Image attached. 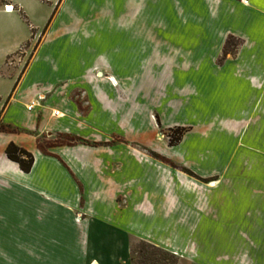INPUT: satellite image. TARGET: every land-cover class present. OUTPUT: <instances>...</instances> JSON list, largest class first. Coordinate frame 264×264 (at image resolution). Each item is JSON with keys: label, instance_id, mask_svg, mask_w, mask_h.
<instances>
[{"label": "crops", "instance_id": "1", "mask_svg": "<svg viewBox=\"0 0 264 264\" xmlns=\"http://www.w3.org/2000/svg\"><path fill=\"white\" fill-rule=\"evenodd\" d=\"M229 38L241 46L218 63ZM243 120L256 146L264 0H0V264H129L130 239L190 264H264V182L231 158ZM174 127L193 131L155 140ZM60 135L80 142L39 148Z\"/></svg>", "mask_w": 264, "mask_h": 264}, {"label": "rangeland", "instance_id": "2", "mask_svg": "<svg viewBox=\"0 0 264 264\" xmlns=\"http://www.w3.org/2000/svg\"><path fill=\"white\" fill-rule=\"evenodd\" d=\"M230 41L228 43V46L223 47L222 50V54L221 56H219L217 62L221 63L225 58L227 57H233L237 54L240 46H241V41H238L236 39H232L229 38ZM227 39V40H229ZM39 38L36 41H32L31 43L25 45V47L22 49L21 52H19L16 56V58H21V65L22 67H26L28 62L30 61L32 54L37 46V44L39 43ZM226 40V41H227ZM25 51V52H24ZM223 51L226 53V55H223ZM77 96V94L75 95ZM250 121L249 120H243L241 122L242 125V132L240 135V141H238V143L241 142L242 146H241V150H237L236 152L231 153V158H234L241 161V175L245 176V177H249L250 176V172L251 171H257V176L259 177V180L262 182H264V136H258L257 137V144L256 146L251 144V136L249 135V128L247 129V127H249ZM178 128H171V129H163V128H159V130L157 131V134L155 136V140L159 141L162 143L163 147H169V143L173 142L175 139H177V134L178 131H175ZM179 129H184L186 132L182 135L180 142L183 141L185 135L187 134V132H191L193 131L192 128H179ZM204 131V130H203ZM201 137L205 138L206 135L204 136V133L201 132L200 136L198 137V140L200 141ZM230 137L232 138V135H230ZM227 138H229V135L227 136ZM234 138V137H233ZM236 138V137H235ZM114 141H116V139H114ZM179 142V143H180ZM66 144L68 143L67 140L60 138L58 136L53 137L51 139H42L41 142L38 143V146L40 149H42L43 151H48L53 145L55 144ZM251 145L254 146V148H251ZM252 149V150H251ZM146 152L149 153L148 148L145 149ZM170 152H172V150H169V154ZM209 155V165L208 167L212 168L215 166L214 162H213V157L214 155V151L212 153H208ZM229 158V156H228ZM233 158V159H234ZM163 161L167 162V160H165L164 158H161ZM175 167L178 168L179 172L182 173L183 175H186L192 179H194L195 181L198 182H208V181H214L217 180L218 176L215 175L213 177H211L210 179H202L200 177H198L193 171H191L189 168L185 167V166H181V165H175ZM252 166V168H251ZM207 167V165H206ZM82 218V215H77V220H80ZM243 218V216H242ZM195 242V240H194ZM113 244L115 245L116 249L118 250V257L122 260L125 259V254L123 252V240L121 238V236H119L118 233H115L114 237H113ZM148 246H152L154 248L163 250L161 248H158L150 243L144 242V241H140L137 239H130L129 241V264H152L153 261L155 260H162V258H164L160 253L155 252L154 250H152L151 248H149ZM260 250V249H259ZM165 251V250H163ZM167 252V251H165ZM169 253V252H168ZM177 257V256H176ZM178 259L176 260L175 264H190L187 260L185 259H181L179 257H177ZM173 262L169 259H167L166 262H160L159 264H172ZM246 264V263H243ZM249 264V263H247ZM260 264V263H258Z\"/></svg>", "mask_w": 264, "mask_h": 264}, {"label": "trees", "instance_id": "3", "mask_svg": "<svg viewBox=\"0 0 264 264\" xmlns=\"http://www.w3.org/2000/svg\"><path fill=\"white\" fill-rule=\"evenodd\" d=\"M48 25H49V23L47 24V26ZM45 31H46V28L44 29L43 32H45ZM229 41H230V39L225 42V48H226V46H228ZM223 55H226V53L224 51H223ZM175 131H178L177 139H175L173 142H170L169 146L177 145L180 142L182 135L186 132L184 129H179V128L176 129ZM58 137L63 138V139L68 141V143H66V144L60 143V145H69L70 146V145H74V144H77L80 142V140L78 138L73 137V136H69V135H60ZM149 154L154 159L162 160L161 157L157 156L154 153L149 152ZM5 155H6L8 160L17 164V166L21 172L27 174L31 171V168L33 165V156L30 153H28L27 151L15 146L14 144H9L5 149ZM148 247L151 248L152 250H154L155 252L160 253L164 257L160 261H158V260L153 261L152 264H159L160 262H166L167 259L171 260L173 262L172 264H175L176 260L178 259L175 255H173L171 253H168V252H165L163 250L154 248L152 246H148Z\"/></svg>", "mask_w": 264, "mask_h": 264}, {"label": "built area", "instance_id": "4", "mask_svg": "<svg viewBox=\"0 0 264 264\" xmlns=\"http://www.w3.org/2000/svg\"><path fill=\"white\" fill-rule=\"evenodd\" d=\"M13 10H14V9H13V7H11V6H6V7H4V11H6V12H12ZM42 100H43V97H38L34 102H31V103L27 106V110H28V111H31V110L33 109L35 103H36V102H40V101H42ZM55 115H57V113H55Z\"/></svg>", "mask_w": 264, "mask_h": 264}]
</instances>
